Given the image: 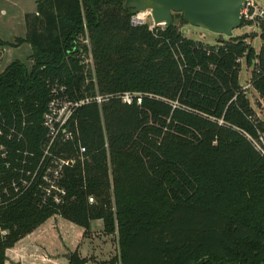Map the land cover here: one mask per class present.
Here are the masks:
<instances>
[{
	"label": "trees",
	"instance_id": "obj_1",
	"mask_svg": "<svg viewBox=\"0 0 264 264\" xmlns=\"http://www.w3.org/2000/svg\"><path fill=\"white\" fill-rule=\"evenodd\" d=\"M34 2L15 40L30 47L31 67L13 61L0 72V129L22 134L0 136V264L55 216L85 233L102 221L117 234L119 264H264V157L247 139L259 125L236 62L254 66L250 86L264 101V34L258 52L250 36L210 46L182 35L179 13L149 30L129 26L126 0ZM87 53L92 70L82 64ZM54 83L74 101L108 97L79 106L72 139L51 148L66 160L60 205L38 189L39 177L18 184L19 171L41 159Z\"/></svg>",
	"mask_w": 264,
	"mask_h": 264
},
{
	"label": "rangeland",
	"instance_id": "obj_2",
	"mask_svg": "<svg viewBox=\"0 0 264 264\" xmlns=\"http://www.w3.org/2000/svg\"><path fill=\"white\" fill-rule=\"evenodd\" d=\"M258 3L264 7V0H258ZM0 5V16L2 18H5V21L4 19H2L3 22L0 23V34L2 39L10 45L8 47L6 46L0 48V72L13 61H20L21 63L26 65L28 69H30V47L26 44L16 45L15 40L24 37V17L25 15L31 14L34 11L35 2L34 0H1ZM6 19H10L12 22H6ZM178 22L179 21L176 20V24L180 26V32L182 33V35L192 41L213 46L216 45L218 40L220 39H229L225 36L212 33L206 29L191 25L189 23L181 26ZM146 23L148 25H152L151 17L147 18ZM253 34L255 35V38L251 39L250 37ZM243 36H250L248 39V43L251 45L254 51L258 52L262 44L260 39V29L256 26L241 25L239 28H236L232 31L231 38ZM89 60L90 58L87 55H85L82 59V64L85 66V70H91V64ZM253 69L254 66H247L243 61L240 66L238 83L241 87L244 88L243 91L245 92L251 108L254 111L256 119H254L253 122H256L257 125H259L258 128L261 129V124L264 123V101L260 97H258L256 92H254L251 87H248ZM52 221L54 223L50 224L47 230L51 229L53 231L52 234L54 237V243L50 244V241L48 242V247H50V251L48 252L52 254L51 248L54 250V254L52 256H54L53 258H55V262H43L40 258L35 259L34 255L27 253L22 257L24 258V261L21 262L22 264H65L66 260H68L69 262V258L73 255V253H77L75 251H69V248L64 243L68 228L72 229L70 224H68L67 221L59 216H55V219H53ZM82 238L87 241L90 240L91 242L89 243L91 244H97V247H101V245L107 243L106 248H103L105 246L102 247V256H99L98 258L86 257L84 258V264H87L88 262V264H95L97 261V264H119V247L117 243L116 232L108 235L103 230H99V227L96 223H92V226H90L88 232L85 233L83 231ZM31 239V237L28 238V241H31ZM107 252H109L108 255ZM17 253L18 250H12L11 252H9L8 264H19ZM41 253L43 255V260H50L49 255L45 250H43ZM104 257L108 259L107 261H105V263L102 262L104 260Z\"/></svg>",
	"mask_w": 264,
	"mask_h": 264
},
{
	"label": "built area",
	"instance_id": "obj_3",
	"mask_svg": "<svg viewBox=\"0 0 264 264\" xmlns=\"http://www.w3.org/2000/svg\"><path fill=\"white\" fill-rule=\"evenodd\" d=\"M262 1V0H260ZM151 15H145L144 13H138L131 15L129 18V26L136 28L141 25H148L146 20ZM241 25L256 26L260 29V34H264V30L261 25H264V7L258 3V0H245L240 10ZM152 20V18H151ZM156 26L163 27V25H156L152 21V25H148L149 30L154 29ZM84 44L88 45L87 34L85 36ZM90 60V66L92 70V59L90 53H87ZM244 59H237V63L240 64ZM250 86V81L249 85ZM243 88V87H242ZM244 90V88L242 89ZM50 100L47 105V110L42 117V125L46 131L45 143L42 147L41 159L38 161L35 169L30 171L29 169H22L19 171L18 184L21 188L28 187L37 177H39L38 189H41L45 197L51 198L56 205L64 203L65 190L60 186L62 179V173L66 166V160L62 159L51 152V148L55 141L60 140L63 142L70 141L72 139L71 131L68 129V121L74 111L83 104L95 103L100 106L107 101L108 97L100 96L96 94L92 97H85L83 100L74 101L66 94L64 86L52 84L49 86ZM123 104L130 105L132 102L131 95L129 93H123L120 96ZM140 103V99H137V104ZM256 126V122H254ZM24 125V124H23ZM14 135V130L10 129L6 134L0 129V136H5L7 140ZM18 139L21 138V132L16 133ZM247 139L253 145L255 151L264 157V129L256 128V137L247 136ZM81 153H84L83 148L80 149ZM0 155L5 158L6 153L2 145H0ZM26 155V153H25ZM25 165L24 162H21ZM28 166V165H26ZM25 167V166H24ZM26 177L24 179L23 177ZM14 192H17L18 187L13 184ZM89 203H93V199L89 198Z\"/></svg>",
	"mask_w": 264,
	"mask_h": 264
},
{
	"label": "water",
	"instance_id": "obj_4",
	"mask_svg": "<svg viewBox=\"0 0 264 264\" xmlns=\"http://www.w3.org/2000/svg\"><path fill=\"white\" fill-rule=\"evenodd\" d=\"M245 0H126L131 15L149 10L156 25H168L179 13L191 25L212 33L232 37L241 26L240 10Z\"/></svg>",
	"mask_w": 264,
	"mask_h": 264
},
{
	"label": "crops",
	"instance_id": "obj_5",
	"mask_svg": "<svg viewBox=\"0 0 264 264\" xmlns=\"http://www.w3.org/2000/svg\"><path fill=\"white\" fill-rule=\"evenodd\" d=\"M34 7H35V5H34ZM0 9H1V7H0ZM34 11H35V8H34ZM2 19H4V21H5V18H2L0 16V23L3 22ZM6 22H12V21L10 19H6ZM0 38H1V40H3L2 37H1V34H0ZM53 219H55V217L47 220L35 232L29 234L28 236H26L25 238H23L22 240L17 242L13 246V248L8 249L6 251V262H5V264H8L9 252H11L12 250L13 251L14 250H18L17 256H18V263L19 264H22L21 262L24 261V258H22V257L25 256L27 253H30L31 255H34L35 259L40 258L43 262H55V258H53L54 256H52L54 254V250L51 248L52 254L48 252V251H50L49 250L50 247H48V242L50 241V244L54 243V239H53L54 237H53V234H52L53 231L51 229L47 230L48 226H50V224L54 223L52 221ZM92 223H96L98 225V227H99V230H101V231L103 230L102 221L97 220V221H94ZM92 223H91V226H92ZM68 224H70L72 229L68 228L67 235H65L64 243L69 248L68 249L69 251L77 252V256L79 255L78 257L80 259H84L86 257L87 258H92V257L93 258H96V257L98 258L99 256H102V252H103L102 247L105 246L103 248H106L107 247V243H104L103 245H101V247H97V244H91V243H89V242H91L90 240L87 241V240H84L82 238L83 229H81V228H79V227H77V226H75V225H73V224H71L69 222H68ZM30 237L32 239H31V241L30 240L28 241V238H30ZM43 250H45L47 252V254L49 255L50 260H48V261L43 260V257H42L43 255L41 253ZM108 253L109 252H107V255H108ZM49 258H47V259H49ZM107 260L108 259H106L104 257V260L102 262L105 263V261H107ZM97 262L95 264H97ZM65 264H69L68 260H66Z\"/></svg>",
	"mask_w": 264,
	"mask_h": 264
},
{
	"label": "bare ground",
	"instance_id": "obj_6",
	"mask_svg": "<svg viewBox=\"0 0 264 264\" xmlns=\"http://www.w3.org/2000/svg\"><path fill=\"white\" fill-rule=\"evenodd\" d=\"M142 13H144L145 15H149V14H150V11L147 10V11H144V12H142Z\"/></svg>",
	"mask_w": 264,
	"mask_h": 264
}]
</instances>
